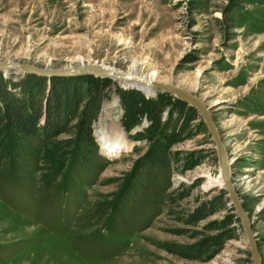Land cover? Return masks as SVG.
Segmentation results:
<instances>
[{"label": "rangeland", "instance_id": "rangeland-1", "mask_svg": "<svg viewBox=\"0 0 264 264\" xmlns=\"http://www.w3.org/2000/svg\"><path fill=\"white\" fill-rule=\"evenodd\" d=\"M1 62L155 73L196 95L264 264V0H0ZM79 76L0 70L11 98L22 92L43 109L58 98L52 82L79 84ZM32 78L41 81L30 86ZM101 78L90 87L100 100L94 146L78 138L74 118L48 140L20 136L14 153L0 150V264H253L225 187L201 175L220 171L203 120L188 119L195 109ZM129 90L140 97L128 106ZM158 107L150 119L146 109ZM107 136L124 143L109 152Z\"/></svg>", "mask_w": 264, "mask_h": 264}, {"label": "trees", "instance_id": "trees-1", "mask_svg": "<svg viewBox=\"0 0 264 264\" xmlns=\"http://www.w3.org/2000/svg\"><path fill=\"white\" fill-rule=\"evenodd\" d=\"M79 78V84L74 83L77 80L70 82H52L51 84L54 88L51 89L50 92H55L54 97H56V94L58 93V98L56 97V103L52 105L50 102L52 98L48 96L49 100L47 99L46 102V109L48 110H46L42 108V104L40 103L39 99L26 97V95H23L20 90L18 92H20L19 94L21 95L17 94L19 98H11V91L7 92L5 88L6 85L2 83V79L0 77V150L9 153L13 152L17 147V141L20 136H32L33 138L38 137L40 140H48L51 137L64 132L65 125L74 118H77L80 128L78 138L83 142L84 145H87L88 147L94 146L95 143L92 136L91 125L97 119L100 110V100L97 93L93 92V90H90V87H92V81L103 78L94 77L93 75L89 74L80 75ZM32 79V81H28L30 86H33L32 84L34 81H41L39 78ZM25 81L27 80H22L21 82L24 83ZM13 85H15V83ZM83 85L86 87L85 91L81 89ZM59 89H63L64 94L62 90L59 92ZM74 91L75 94H73ZM129 96L140 97V94L131 90L126 91L124 93V97H126L125 105L128 106L130 105L128 100ZM81 102H83V106L79 112H77ZM63 103L71 104L73 111L72 115L70 114V116H66L61 114V112L58 113L57 108H61V104ZM161 109V107H158L152 112V110L147 108L146 115L150 119L155 120ZM43 114L44 122L42 125H40L39 119ZM195 115L196 111L191 110V114H189L188 119L192 120L196 118ZM208 214L209 213L198 215L195 220L198 221L202 218H205ZM228 237L229 236H223L222 240L227 239Z\"/></svg>", "mask_w": 264, "mask_h": 264}, {"label": "water", "instance_id": "water-1", "mask_svg": "<svg viewBox=\"0 0 264 264\" xmlns=\"http://www.w3.org/2000/svg\"><path fill=\"white\" fill-rule=\"evenodd\" d=\"M0 70L8 73L9 71L18 73H30L40 76H71L90 74L99 77H107L113 80L124 82L129 88L137 89H153L156 88L160 91L167 92L175 98L187 103L193 107L199 117L203 120L211 139L215 145L218 155L219 171L223 179V187H225L230 203L235 210L237 217L241 222V226L246 234L248 246L251 252L253 264H261V257L257 249L254 233L251 229V222L247 212L244 210L242 202L234 190L231 182V162H229L227 152L221 141L216 124L212 118L210 110L196 95L188 91L174 86L172 84L157 82L154 79H146L139 76L123 73L115 69L104 67L100 64H80L77 66H70L65 68H44L31 64L1 62Z\"/></svg>", "mask_w": 264, "mask_h": 264}, {"label": "bare ground", "instance_id": "bare-ground-1", "mask_svg": "<svg viewBox=\"0 0 264 264\" xmlns=\"http://www.w3.org/2000/svg\"><path fill=\"white\" fill-rule=\"evenodd\" d=\"M148 78L149 79H156V74L152 73V75L150 77H148ZM104 139H105V141H108V143L104 144V148L108 149L109 152H113V151L118 150V148L121 147L123 145V143H124L123 141L114 140V139L110 138L109 136L104 137ZM201 175L205 179H211L213 182L218 183L220 186L223 187V179H222L221 173L219 175L213 176L208 171H203V173H201Z\"/></svg>", "mask_w": 264, "mask_h": 264}]
</instances>
